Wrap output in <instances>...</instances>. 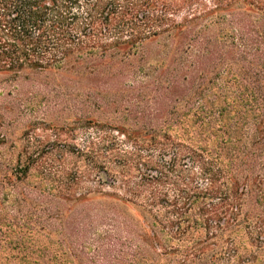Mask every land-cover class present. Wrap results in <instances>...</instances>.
<instances>
[{"label":"trees","instance_id":"trees-1","mask_svg":"<svg viewBox=\"0 0 264 264\" xmlns=\"http://www.w3.org/2000/svg\"><path fill=\"white\" fill-rule=\"evenodd\" d=\"M42 104L131 150L17 166L0 264H264V0H0V121Z\"/></svg>","mask_w":264,"mask_h":264},{"label":"rangeland","instance_id":"rangeland-1","mask_svg":"<svg viewBox=\"0 0 264 264\" xmlns=\"http://www.w3.org/2000/svg\"><path fill=\"white\" fill-rule=\"evenodd\" d=\"M31 89L32 86L28 82H22L19 83V90H14L15 92L12 95L24 98L26 94H30ZM115 107L113 106L110 110L115 109ZM25 109L22 105L16 104L12 107L11 112H21ZM84 109H92V107L87 106ZM28 110L47 119L46 122L38 123L36 125L37 129L32 131L29 136L25 133L27 129L26 119L13 122L0 121V130L6 132L4 137H0V183L4 186L0 192V234L13 233L16 229L15 225L7 226V222L12 220L10 215L15 214L11 208L15 195L11 192L10 194L8 193L9 185L16 180L14 169L17 166H32L31 176L25 185L27 190H31L32 186L40 181L41 170L37 168L38 166H67L69 169H78L79 167L82 170H87L89 168L87 166H90L91 171H88L90 176L89 178H84V182L86 186L92 187L100 181L99 176L103 172L101 166L96 165L94 167L89 163L96 160L95 156L98 155L92 153V150H95L103 143L112 145L110 140H108L110 137L114 138L117 146L118 143L120 144L123 151L131 150V146L128 143L129 139L122 134L110 130L108 127H97L109 121V114L102 115L99 118L101 123L96 125V119L90 123L76 120L74 114L68 115L69 112L65 110L64 106L42 104L33 108L30 107ZM108 111L105 110L103 112L107 113ZM119 114L122 115V120L126 125L129 122L138 120L137 118L132 119V117H129L120 106ZM73 120L76 121L75 126L67 127ZM87 149L91 153L86 155ZM20 158L21 163L19 162ZM29 196L26 191L24 198L27 206L30 202Z\"/></svg>","mask_w":264,"mask_h":264}]
</instances>
